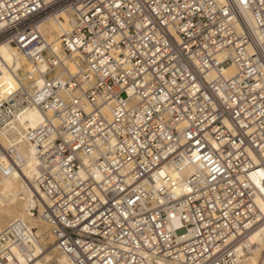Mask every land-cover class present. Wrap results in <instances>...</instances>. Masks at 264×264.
<instances>
[{
  "label": "built area",
  "instance_id": "1",
  "mask_svg": "<svg viewBox=\"0 0 264 264\" xmlns=\"http://www.w3.org/2000/svg\"><path fill=\"white\" fill-rule=\"evenodd\" d=\"M62 12L58 52L39 27ZM4 44L43 83L0 99V129L43 114L26 131L50 201L38 215L72 264H227L264 221V0H0ZM168 167L193 172L175 184ZM34 233L0 231V264Z\"/></svg>",
  "mask_w": 264,
  "mask_h": 264
},
{
  "label": "bare ground",
  "instance_id": "2",
  "mask_svg": "<svg viewBox=\"0 0 264 264\" xmlns=\"http://www.w3.org/2000/svg\"><path fill=\"white\" fill-rule=\"evenodd\" d=\"M74 18L71 12H62L58 17L49 19L40 25V31L47 42L60 52V37L73 27ZM0 99H6L20 89L31 93L33 85L41 86L43 77L39 70L22 55L20 49L14 45L4 44L0 47ZM68 71L74 72V63L63 58ZM40 69H45L41 66ZM56 74L61 80H66L68 72L58 68ZM32 79V80H31ZM43 114L37 107H30L17 118L11 128L0 129V145L8 151L13 147V156L18 167L5 172L1 166L8 161L5 154L0 153V231L12 221L20 220L29 229L33 228L35 237L26 242L25 253L17 252L20 264H72L69 258L57 249L54 237L51 234V224L44 221L38 213L49 203V199L36 183L39 173L34 149L28 144L26 131L36 127L42 122ZM193 172L190 167L180 171L173 167L165 170L166 175L176 183H182L184 177ZM264 169H260L254 176V182L261 194L257 196L256 203L264 215ZM181 192V185L175 187ZM264 220V218H263ZM178 226V222L173 223ZM47 225V228H46ZM45 230V231H44ZM47 235L49 239H46ZM51 243V244H50ZM50 244V245H49ZM56 249L59 254H55ZM264 253V221L259 223L234 252L233 258L226 260L227 264H259V258ZM264 264V262L262 263Z\"/></svg>",
  "mask_w": 264,
  "mask_h": 264
},
{
  "label": "rangeland",
  "instance_id": "3",
  "mask_svg": "<svg viewBox=\"0 0 264 264\" xmlns=\"http://www.w3.org/2000/svg\"><path fill=\"white\" fill-rule=\"evenodd\" d=\"M46 228H47V225H46ZM45 231V230H44ZM46 236V239H49V237L47 235ZM51 244V243H50ZM49 244V245H50ZM55 254H59V251L56 249V251H54ZM264 262V253L261 255V257L259 258V264H262Z\"/></svg>",
  "mask_w": 264,
  "mask_h": 264
}]
</instances>
